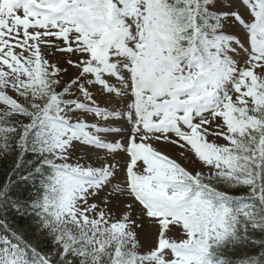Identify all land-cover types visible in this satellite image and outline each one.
Instances as JSON below:
<instances>
[{"label": "snow or ice", "instance_id": "snow-or-ice-1", "mask_svg": "<svg viewBox=\"0 0 264 264\" xmlns=\"http://www.w3.org/2000/svg\"><path fill=\"white\" fill-rule=\"evenodd\" d=\"M0 160V264H264V0H0Z\"/></svg>", "mask_w": 264, "mask_h": 264}, {"label": "trees", "instance_id": "trees-1", "mask_svg": "<svg viewBox=\"0 0 264 264\" xmlns=\"http://www.w3.org/2000/svg\"><path fill=\"white\" fill-rule=\"evenodd\" d=\"M11 171V162L0 160V183L6 182Z\"/></svg>", "mask_w": 264, "mask_h": 264}, {"label": "rangeland", "instance_id": "rangeland-1", "mask_svg": "<svg viewBox=\"0 0 264 264\" xmlns=\"http://www.w3.org/2000/svg\"><path fill=\"white\" fill-rule=\"evenodd\" d=\"M166 151H168V149H166ZM175 154L176 156H179V152L177 150H175Z\"/></svg>", "mask_w": 264, "mask_h": 264}]
</instances>
